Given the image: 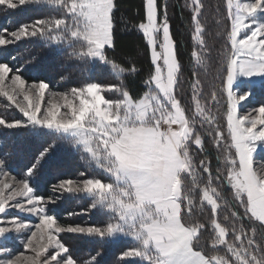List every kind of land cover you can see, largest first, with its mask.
<instances>
[{"label":"snow or ice","instance_id":"6c2138e0","mask_svg":"<svg viewBox=\"0 0 264 264\" xmlns=\"http://www.w3.org/2000/svg\"><path fill=\"white\" fill-rule=\"evenodd\" d=\"M30 2L56 5L62 14L11 32L0 30V47L40 37L49 46L71 48L70 57L84 62V72L91 71L88 64L94 61L109 65L117 78L138 71L135 65L124 68L106 55V48H114L116 0H0V5L16 9ZM185 6L191 11L192 39L206 49L205 5L188 0ZM225 6L230 29L221 53L222 70L215 78L219 89L213 84L214 90L205 95L200 77L193 73L190 108L184 103L182 63L166 0H144V19L136 25L152 64L144 81L147 90L138 98L122 79L119 84L87 82L65 92L50 91L47 82L29 83L21 68L0 62V96L23 117L0 115V126L55 133L58 141L81 146L111 177L110 182L64 179L54 186V192L91 197V209L111 216L103 227L64 226L47 211L57 197L38 195L30 184L51 145L20 179L5 170L7 161L0 158V225H9L0 226V264H81L61 240L64 232L100 239L131 237L135 246L123 251L121 259L146 264H264V245L257 242L256 228L249 232L243 225L248 219L264 227V163L255 159L258 149L264 148V102L241 111L242 102L254 97L257 82L264 87V21L259 19L264 0H225ZM191 56L196 65L206 66L203 51L194 49ZM106 91L119 98H106ZM224 106L219 116V107ZM206 138L218 153L221 166L215 170ZM224 186H230L235 202L230 216L221 214L222 201L228 204ZM13 209L38 222L8 219ZM24 230L25 251L15 254L10 249L16 234ZM206 232L211 233L209 240H204ZM206 248L216 254H207ZM26 251L32 255L26 256ZM82 264H96V256Z\"/></svg>","mask_w":264,"mask_h":264},{"label":"trees","instance_id":"16d2710c","mask_svg":"<svg viewBox=\"0 0 264 264\" xmlns=\"http://www.w3.org/2000/svg\"><path fill=\"white\" fill-rule=\"evenodd\" d=\"M116 2L118 9L115 11L114 48H106V55L124 68L135 65L138 69L136 73H127L117 78L109 65L99 61L90 62L88 67L91 71L84 72L82 71L85 67L84 62L78 58L70 57L71 48L65 44L49 46L40 37L25 38L0 47V62H7L13 68H21V75L30 82L48 81L51 76L53 77V74L56 75V72H59L66 79L65 83L71 86H83L87 82L119 84L122 79L126 89L138 98L147 90L144 81L149 78L152 72L148 46L142 33L136 27L144 19V0H116ZM166 2L172 34L177 40L178 54L182 63L181 79L184 82L182 89L185 97L184 103L186 107L190 108L191 104L188 101L191 96L190 85L193 83V73L200 77L202 91L205 95L214 90L213 84L216 86L215 90L219 89L220 81L215 78L222 70L223 56L221 53L225 47L226 31L230 29V21L226 19L225 0H202L205 5L203 22L206 31V49L202 50L192 39L191 11L185 6L188 0H166ZM61 14L62 9L58 6L46 3L38 5L30 2L16 9L0 5V30L7 28L11 32L22 24L39 18H59ZM194 49L203 51L207 60L206 66L196 65L191 56ZM243 86L246 89L247 85L243 84ZM104 95L109 99L119 98L118 94L114 92L106 91ZM254 97L256 101L264 102V87L257 85ZM223 104L224 101L221 99V105ZM225 107H219V116L223 115ZM7 108L3 98H0V115L14 118L15 113ZM213 111L215 112L216 108ZM221 123L226 127V121L221 120ZM50 145L51 148L47 155L44 159L39 160V172L30 179L36 194L45 197L51 196L53 194L52 186L60 180L78 177L79 173L92 178H100L105 182L106 179H111L96 166L94 161H90L89 155L81 146L73 147L68 142L58 141L55 133L43 129L35 130L31 127L7 129L0 126V158L6 159L8 168L19 177L23 178L26 169L37 161L39 153ZM205 148L211 166L215 170L221 165L216 159L218 153L214 144L207 138ZM222 194L228 204L225 206L222 201L221 214L230 216L231 211L235 210L230 186H224ZM92 203V198L85 194L64 193L54 204L50 205V212L54 213L64 224L71 223L70 220H73L74 217L73 213L85 210L89 212L88 217L92 225L97 226L99 222H109L111 216L105 210L88 208ZM80 217L83 218V215ZM243 225L249 232L253 227L256 228L257 242L264 245V240H261L264 227L259 222L245 219ZM237 226L239 227V222ZM210 236V232L204 233V240H209ZM69 240L72 242L69 247L74 258L78 259L81 264L83 261H89L93 256H96V264H112L116 259L122 261V252L135 246V241L131 237L125 236L100 239L85 234H74L69 236ZM73 240L76 241L73 242ZM66 242L68 244V241ZM205 250L209 255L216 254L211 248ZM219 251L220 254H223V249ZM97 253L100 254L97 255ZM122 263L146 264L138 259L123 260Z\"/></svg>","mask_w":264,"mask_h":264},{"label":"rangeland","instance_id":"374dc122","mask_svg":"<svg viewBox=\"0 0 264 264\" xmlns=\"http://www.w3.org/2000/svg\"><path fill=\"white\" fill-rule=\"evenodd\" d=\"M259 19L261 20V21H264V15H262V16H260L259 17ZM25 78V77H24ZM26 79V78H25ZM50 80H48V81H45V82H47L48 84H49V90L50 91H55V92H65V91H69L72 87H81V86H71V85H69V84H66L65 83V81H66V79H64L61 75H60V73L59 72H56V75L54 76V74H53V77L51 76L50 78H49ZM27 80V79H26ZM28 81V80H27ZM29 83H31L30 81H28ZM33 82V81H32ZM36 82H39V81H36ZM243 84H246V85H248V82L247 81H244L243 82ZM257 85H260V82H257ZM0 98H3V100H4V102L6 103V105H8V101L6 100V98H4V97H2V96H0ZM46 98H47V93H46ZM107 98V97H106ZM6 100V101H5ZM256 99H255V97H251V98H249V101H245V102H242V108H241V111L242 112H245V111H248V110H250V109H252V108H254V107H258L259 106V103H261L262 101H256ZM8 110H10V111H12L13 113H15V116H14V118H16V119H21V118H23L22 117V114H20L19 112H18V110H16V109H14V107H8L7 108ZM62 111H64V109H62ZM86 152V151H85ZM87 153V152H86ZM88 154V153H87ZM255 159L257 160V161H259V162H262V163H264V148H262V149H258V152L255 154ZM97 166V165H96ZM98 167V166H97ZM99 168V167H98ZM6 171H8L11 175H13V176H16L17 177V179H20V178H22V177H19V176H17V175H15L8 167L5 169ZM104 173H106V172H104ZM79 174H80V176H79ZM78 174V177H75V178H72L73 180H78V179H80V180H82V179H85V178H92V177H88V176H84V175H81V173H79ZM107 174V173H106ZM108 175V174H107ZM109 176V175H108ZM69 179V178H68ZM105 179V178H104ZM111 179H109V180H107L106 179V182L107 181H110ZM31 184V183H30ZM56 185V184H55ZM54 185V186H55ZM32 186V185H31ZM54 186H52V189H51V191H52V193L53 194H51V196H55V197H57V199L56 200H58L61 196H62V194H64V193H67V192H64V193H59V192H54L53 191V188H54ZM33 187V186H32ZM55 200V201H56ZM51 204H54V203H50L48 206H47V211H48V213L49 214H52V215H55L54 213H52V212H50L51 211V209H50V205ZM89 209L91 208L90 206L88 207ZM74 214V217L72 218L73 220H70V224H64V223H62V221L61 220H59V218H57V216H56V218H57V221H58V223L59 224H61V225H64V226H69V225H72V226H75V225H82V226H89V225H92L90 222V219H89V212L87 211V210H85V211H78V213L76 212V213H73ZM80 215L82 216L83 215V218H81L80 217ZM85 216V217H84ZM13 217H19L21 220H24V221H28V222H31V223H36V222H38L37 221V219L34 217V216H29L28 214H25V213H21V212H19V211H17V210H15V209H13V210H10L9 212H8V214H7V218L8 219H11V218H13ZM76 217V218H75ZM110 222V221H109ZM105 223V222H104ZM104 223H101V222H99V223H97L98 225H100L101 227H103V226H105L106 225V223L104 224ZM97 225V226H98ZM0 226H9V225H0ZM74 234H76V233H69V232H64V233H61L60 234V238H61V240L67 245V246H70V244L72 243L70 240H69V236H71V235H74ZM28 235V230H24V231H22L21 233H19V234H16V236H17V239H16V241H15V246L12 248V249H10L13 253H15V254H18L19 252H22V251H25L24 250V248H23V240L26 238V236ZM66 241H68V244H67V242ZM76 241V240H75ZM74 240H73V242H75ZM73 245H74V243H73ZM75 247H77V245H74ZM73 247V246H72ZM71 247V248H72ZM50 251H51V249H50ZM25 255L26 256H28V255H32V253H31V251H26L25 252ZM0 258H3L2 256H0ZM120 260V259H119ZM117 261V259H116V261L114 260L113 262H112V264H123L122 262H123V260L121 261Z\"/></svg>","mask_w":264,"mask_h":264}]
</instances>
